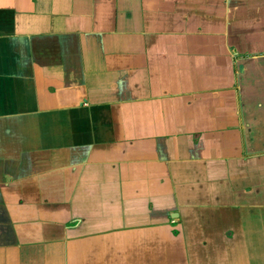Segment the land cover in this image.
Returning a JSON list of instances; mask_svg holds the SVG:
<instances>
[{
    "label": "crops",
    "instance_id": "1",
    "mask_svg": "<svg viewBox=\"0 0 264 264\" xmlns=\"http://www.w3.org/2000/svg\"><path fill=\"white\" fill-rule=\"evenodd\" d=\"M262 57L264 0H0V264H264Z\"/></svg>",
    "mask_w": 264,
    "mask_h": 264
},
{
    "label": "water",
    "instance_id": "2",
    "mask_svg": "<svg viewBox=\"0 0 264 264\" xmlns=\"http://www.w3.org/2000/svg\"><path fill=\"white\" fill-rule=\"evenodd\" d=\"M251 63L250 67L249 65L247 66V69H246V73L247 76H246V82H244V87H245V90L242 91V95H243V100H241L242 102V108H241V116H242V120L243 122H245V125H246V132L250 133V135L252 134H257L256 132H260L262 129L259 130V127H258V119H259V110H260V113L262 111V115H261V118H263V114H264V108H259L257 106L255 107H251L250 105H252L253 103V100H257L256 103L259 101V98H258V94H259V88L261 86L264 85V81L261 80L260 77H257L255 76V78H253L254 80L255 79H260L261 82L260 83H255L252 81V75L250 73L249 75V68L251 71H253L254 68H256V66H259V65H264V57H262V60L261 61H255V60H251ZM249 76L251 78V80H249ZM256 81V80H255ZM251 111H254V116H255V122L253 125L248 123L246 120V115L251 112ZM263 120V119H261ZM256 127V128H255ZM263 131H261V134H262Z\"/></svg>",
    "mask_w": 264,
    "mask_h": 264
}]
</instances>
